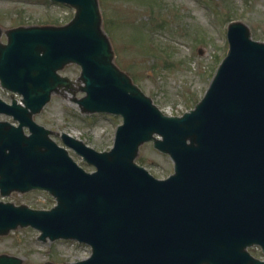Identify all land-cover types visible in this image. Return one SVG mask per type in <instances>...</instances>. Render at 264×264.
Listing matches in <instances>:
<instances>
[{
  "label": "water",
  "instance_id": "1",
  "mask_svg": "<svg viewBox=\"0 0 264 264\" xmlns=\"http://www.w3.org/2000/svg\"><path fill=\"white\" fill-rule=\"evenodd\" d=\"M49 1L74 9L71 21L0 28V85L21 97L0 99V114L18 122L0 121V195L40 189L56 205L0 201V236L30 226L42 241L90 246L87 259L62 264H264L246 250L264 254V42L230 22L227 53L202 99L166 116L115 64L98 0ZM69 64L80 67L76 80L59 73ZM75 83L82 113L122 118L108 151L60 135L91 173L33 120ZM147 142L173 162L166 179L135 162ZM21 263L0 255V264Z\"/></svg>",
  "mask_w": 264,
  "mask_h": 264
},
{
  "label": "rangeland",
  "instance_id": "2",
  "mask_svg": "<svg viewBox=\"0 0 264 264\" xmlns=\"http://www.w3.org/2000/svg\"><path fill=\"white\" fill-rule=\"evenodd\" d=\"M98 3L115 64L166 115H181L202 98L227 52L229 22L246 24L251 38L264 42V0H98ZM72 14L71 8L45 0H0L3 31L18 26H61ZM1 41H6L4 34ZM59 73L76 80L80 68L69 64ZM83 96L77 83L71 91L60 89L33 119L53 131L52 138L60 146H64L60 135L65 133L97 152L108 151L121 117L82 114L74 98ZM0 98L10 102L11 93L0 88ZM14 98L20 100L16 94ZM0 121L14 123L4 115H0ZM68 152L85 171L94 170L72 150ZM135 161L158 179L173 173L169 156L154 149L151 142L139 147ZM0 200L32 209H49L55 204L53 197L38 190L13 192L0 196ZM38 236L39 231L31 227L11 230L0 236V255L18 257L21 264L75 263L90 255L85 244L67 239L40 241ZM249 251L256 258L262 256L256 247Z\"/></svg>",
  "mask_w": 264,
  "mask_h": 264
},
{
  "label": "flooded vegetation",
  "instance_id": "3",
  "mask_svg": "<svg viewBox=\"0 0 264 264\" xmlns=\"http://www.w3.org/2000/svg\"><path fill=\"white\" fill-rule=\"evenodd\" d=\"M260 259H263V257L261 256Z\"/></svg>",
  "mask_w": 264,
  "mask_h": 264
}]
</instances>
